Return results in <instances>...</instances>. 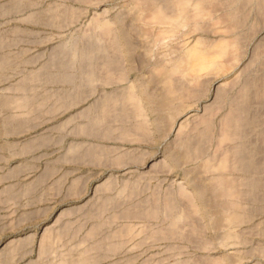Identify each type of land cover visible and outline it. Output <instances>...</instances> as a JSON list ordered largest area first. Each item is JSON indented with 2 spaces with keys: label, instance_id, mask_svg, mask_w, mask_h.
Masks as SVG:
<instances>
[{
  "label": "rangeland",
  "instance_id": "1",
  "mask_svg": "<svg viewBox=\"0 0 264 264\" xmlns=\"http://www.w3.org/2000/svg\"><path fill=\"white\" fill-rule=\"evenodd\" d=\"M168 1L175 6L168 9L167 0H0V264H264V101L253 91L264 82V0ZM102 22L111 28L100 36ZM97 39L115 45L108 48L124 77L102 79L79 98L71 83L58 81L66 72L55 63L71 44ZM157 68L170 70L172 97L163 94L167 76ZM104 96L117 105L124 96L129 107L137 102L146 132L133 131L135 117L122 120L114 106L112 135L91 127L105 113ZM229 115L242 131L222 141ZM246 147L261 169L234 162L204 172L212 180L226 176L242 192L237 222H217L210 207L194 200L198 221L186 224L192 235L138 251L101 250L93 246L102 239L84 238L97 225V237L134 233L127 244L133 245L162 230L156 217L129 216L130 209L156 196L163 200L170 188L192 193L205 163ZM96 148L104 152L94 159L87 152ZM110 180L112 187L94 200V187ZM104 195L113 201L99 204ZM123 197L127 206L119 202ZM80 205L83 210L54 223L62 209ZM84 215L87 222L79 223ZM46 229L51 236L42 241Z\"/></svg>",
  "mask_w": 264,
  "mask_h": 264
},
{
  "label": "bare ground",
  "instance_id": "2",
  "mask_svg": "<svg viewBox=\"0 0 264 264\" xmlns=\"http://www.w3.org/2000/svg\"><path fill=\"white\" fill-rule=\"evenodd\" d=\"M166 6L168 9H170V8H173L175 6V4H173L171 1L167 0ZM164 11L167 12V9ZM95 28H94V30H95ZM97 28H98V32L101 33L100 36H102V34H103L102 32L108 34L111 27H110V23L108 24V23L102 22V23L98 24ZM113 35H114V33H113ZM110 38H111V36H110ZM102 41L103 40H101V39L100 40L97 39V41L95 40V42L93 40H89V44H86L85 46L84 45L78 46L76 43L75 44L73 43L68 48L61 50V53L58 55L59 59L57 61H56V59L58 56L54 57L56 59L52 58V60L54 59L57 62V63H55L53 60V63H55L56 66L58 65V67H60V69L62 71L66 72L65 73L66 75L64 74L62 77H60L61 79L58 77L59 78L58 81L61 80V82L64 81L66 83L67 82L71 83L75 89L74 90L75 93L76 94L78 93V95H76V96H78L79 98L82 96L83 92H86V90H88V89L91 90V88H94L97 84L100 83V81H102V79H104V80L107 79V81H110V83H111L112 81H115L116 79L120 80L124 77V75H123L124 72L120 71L121 70L120 65H122V64H120V61L117 58H115L116 56H114L113 53H111V51L108 48V47H110V45H111V47L112 46L114 47L115 45L112 44L111 42H105V41L102 42ZM108 41H109V39H108ZM175 63H177V61H175L173 64H175ZM73 68H74V73H73V71L69 72L70 69H73ZM155 71H153V73H152L153 76L157 75V73ZM157 71L159 73L167 76L166 77L167 80L165 82H163V83H165V85L163 84L161 86L162 89H164L163 94L166 96L167 95L170 96L171 94L174 95V93L176 92L175 90L177 88L175 89V87H176L175 82L171 81L170 70L168 68H161V69L159 68V70H158V68H157ZM160 71H162V72H160ZM173 71H176V70H173ZM61 75H58V76H61ZM49 78H52V77H49ZM56 78H55V80H57ZM107 81H105V82H107ZM133 89L134 88L131 85L129 88H126L124 92L133 91ZM253 91L255 92V95L257 94V97L259 98V100L264 101V82L259 86V88L254 89ZM71 93H73V91ZM71 93H69V94L72 95ZM75 93L73 95H75ZM67 96H68V93H67ZM65 97H66V95H65ZM71 97H73V96H71ZM104 97L106 98L105 99L106 101L108 100L106 102L107 103L106 104L107 106L105 108L106 110L104 111L106 114L104 113L102 115L101 119L95 118L94 120H92L91 121V125H92L91 127L98 128V129L103 128L104 131L105 130L107 131V134H105V135H108V136H109V134L112 135V133L114 132L113 131L114 128H113L112 124L111 125L109 124V122L111 121L110 118H112L114 115V113H111L112 110H114L111 107L114 106V107H118L117 109H120L118 111L119 113H117V114H118L119 118H121L122 120L125 121L126 114H129V115L132 114L135 117V120H137V121H135L136 123L134 126L136 130H133V131H137L139 133H142V131L146 132L147 121H145V120L143 121V119H144V118H142L143 113L138 108L139 105H137V102L134 103L137 100L135 97H133V99L135 98V100L131 101L136 106V107L132 106L133 108L129 107V104H131L130 103L131 99L129 101H128V99H125V98H127V96H124V100L120 101L119 105H117L116 100H112V98H110V96H104ZM170 97H172V96H170ZM74 98H75V96H74ZM74 98L72 99L73 101L76 99V98L75 99ZM164 98H165V96H164ZM169 98H167L169 101H167V99L166 100L162 99V101L165 100L164 102H166V106H168V104H169L168 102L171 101ZM77 100H78V98H77ZM174 100H175V97H174ZM65 102L66 101L63 102L62 106L69 104V103H65ZM161 103H163V102H161ZM59 104H62V102ZM57 105H58V103H57ZM60 107L61 106H59V108ZM172 107H173V105H172ZM172 107H171V109H172ZM54 108L56 109V106ZM57 108H58V106H57ZM55 109H53V110H55ZM103 110H104V108H103ZM107 114H108L109 119L107 118ZM114 117H116V116L114 115ZM165 117H164V119H165ZM167 118H168V116H167ZM121 129L119 132H122V135H124L125 133L127 135L128 130L126 132V129H122V130ZM95 130H97V129H95ZM129 131H130V129H129ZM241 131L242 130H239V127L237 125L235 117L229 115L224 120V123L222 125V131L220 133L221 134V140L227 141L234 134H240ZM108 132H109V134H108ZM113 136H111V137L113 138ZM262 138H264V132H263ZM257 147L259 148V145L253 146V148H257ZM260 148L264 149V145H261ZM98 149H100V148H96V150L95 149L88 150L89 152H87V153L90 157L97 159V158L101 157V153L104 152L103 150H98ZM93 150H95V151H93ZM90 151H92V152H90ZM227 151H228L227 153H223L220 155L217 154L216 158L214 157L213 159H211L212 161L205 163L203 170L201 169L200 171H196V173H195L196 179L192 180L193 181V188H192L193 192L192 193L188 192L189 190L187 191L183 186L179 187V188H175V189L170 188L166 192L165 198L164 199L162 198L163 200L159 201L158 196H156L157 198H155V199H157V201L152 200L149 203H143V204H138V205L135 204L134 207H132L130 209V212H132V214L131 215L128 214L129 216L136 217V216H142V215L146 216L149 214V215H152V216L156 217L157 219H159V220H157L159 223H163L160 225L163 227L162 230L159 229V226H158L157 230H153V234L151 232L152 237L151 236H149V237L143 236L135 244L127 245L128 241L130 239H132V236L134 233L129 234L127 232L128 233V236H127V233L126 234H119V233L109 232L107 234L105 233V234L101 235L100 237H97V235L100 233V230L98 229L99 227L97 225H95V226H92L91 230L88 231L84 235V238H86V240L91 239V238H94L95 240L96 239H102L101 240L102 242H100V244L93 246V248H98L101 250L103 248L104 250H108V251H114V250H119V251L122 250L123 251V250H127L129 247L133 251H135V250L138 251V250H142V248L144 249V248H147L149 246L154 245V243L157 240L165 239V238L170 239V238H173L180 233H183L186 235H192L194 230H192L191 228L187 229L186 224L192 223L193 221L194 222L198 221L197 218L195 217V209H196L195 207H197V206L199 207V205H197V204L195 205V203L193 204L194 200H199L201 202L200 203L201 206L210 207L217 222H222V221L224 222V220H226V219L230 223L237 222V220L240 218L239 217L240 213L238 212V214H237V212H236L239 210V209H237L238 208L237 201H238V198L241 196L242 192H240V190L236 189L235 185H234L235 183L232 180L227 179L226 176L222 175V177H221L222 179L212 180V178L208 177V175L206 176L207 177L206 178L204 172H208L207 170H221L222 171V170L226 169L227 167L232 166V164L234 162L239 166L245 165V167L248 168L249 170H251L252 172H254V171L256 172L258 169H261V167H259V165H258L261 163H259V162L257 163V160H255V158L254 159L252 158V152H251V150H248L247 147L245 149H243V148H241V149H238V148L237 149L236 148L235 149H228ZM80 155H83V153ZM161 161H163V160H161ZM158 163H160V162H158ZM74 183L75 182H72V184H74ZM110 183H111V180H110V182L105 181V182H103L101 184L99 183L97 186H95L94 191H93V199L94 200L97 199V196H99V194L100 195L103 194L110 187H112V185ZM254 183L255 182H253L252 184H254ZM250 188H251V190L255 189L252 187H250ZM79 189H81V188H79ZM246 189H248V188H246ZM249 189H248V191H249ZM99 191H101V193ZM250 192L253 193V190ZM154 193H156V192H154ZM162 195H163V193H162ZM228 195L230 196V198H228L229 197ZM254 195H255V192H254ZM104 197H105L104 202L100 201L99 204H103L105 202L111 203V201H113V199H114L113 196H109V195H107V197L104 195ZM127 200H130V199H127ZM208 201H209V203H208ZM94 202H95L94 204L96 205L97 200ZM119 202L124 203V206H127L126 205L127 201L125 200V198L122 200L120 199ZM87 203L89 205L91 202L87 201V202H85V205ZM116 205L120 206V204H116ZM83 208H84L83 205H80V206H76L73 208L62 209L57 214V217L55 218L54 223L55 224L64 223L63 221H64V218L67 214L75 213L77 211L83 210ZM88 212L91 213L90 210L89 211L87 210V213ZM84 218H85V215L79 219V223H86L87 220H85ZM146 218H148V217H146ZM130 231H132V230H130ZM227 232H229V231H227ZM229 233H231V232H229ZM229 233H227V234H229ZM231 235H232V233H231ZM231 235H229V236L231 237ZM50 236H51L50 230L46 229L42 235V241L47 240ZM106 242H108L109 244H107ZM9 244L10 243H8L5 246L6 249L4 250V252L6 250H9V247L11 246ZM28 264H33V263L29 262ZM204 264H221V262L218 259H214V260L210 259V260H207L206 263H204Z\"/></svg>",
  "mask_w": 264,
  "mask_h": 264
},
{
  "label": "crops",
  "instance_id": "3",
  "mask_svg": "<svg viewBox=\"0 0 264 264\" xmlns=\"http://www.w3.org/2000/svg\"><path fill=\"white\" fill-rule=\"evenodd\" d=\"M154 124H155V123H154ZM153 126H155V125H153ZM153 126H152V127H153ZM155 127H156V126H155Z\"/></svg>",
  "mask_w": 264,
  "mask_h": 264
}]
</instances>
